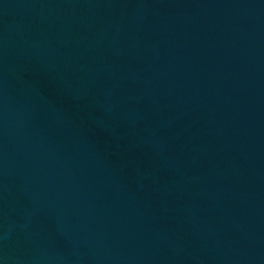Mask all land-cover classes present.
<instances>
[{
	"label": "water",
	"instance_id": "95a60500",
	"mask_svg": "<svg viewBox=\"0 0 264 264\" xmlns=\"http://www.w3.org/2000/svg\"><path fill=\"white\" fill-rule=\"evenodd\" d=\"M0 264H264V0H0Z\"/></svg>",
	"mask_w": 264,
	"mask_h": 264
}]
</instances>
